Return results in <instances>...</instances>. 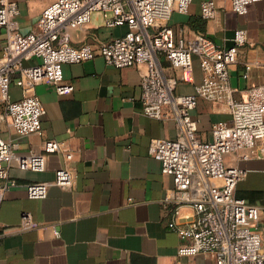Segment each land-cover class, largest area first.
<instances>
[{"label": "crops", "instance_id": "crops-1", "mask_svg": "<svg viewBox=\"0 0 264 264\" xmlns=\"http://www.w3.org/2000/svg\"><path fill=\"white\" fill-rule=\"evenodd\" d=\"M14 1L20 8L19 30L27 33L38 28L43 10L56 0ZM202 2L193 0L187 12L173 11L168 24L178 36L204 33L222 46H231L235 31L245 28L248 43L230 67V83L239 89L236 97H245L250 86L264 82V0L251 3L244 14L236 12L229 0H215L217 13L212 18L201 15ZM127 30L126 24L108 26L103 14L95 11L87 25L71 31V42L97 44ZM5 37L2 28L0 55ZM161 62L177 78V93L193 92L203 79L197 55L191 70L172 66L163 55ZM146 68V64L116 67L99 54L64 63V76L74 85L72 92L59 94L47 83L35 86L46 108L41 134L18 133L3 117L7 100L0 93V131L5 140L27 151L57 139L62 149L73 154L68 159L64 151L49 153L42 171L10 167L9 176L17 180V186L9 188L0 202V264H217L206 253L178 255L181 239L169 225L172 206L164 201L174 180L149 152L153 138H175L177 124L172 118L144 113L141 93ZM9 95L10 100L22 98V87L12 81ZM192 115L202 140L212 138L216 121L232 118L225 102L203 98ZM226 159L249 168L236 195L261 207L264 225V158L239 160L229 154ZM60 167L73 172V187L51 184L45 198L28 196V183L52 181ZM181 210L186 213L193 208L185 205ZM24 212H30L36 227H20Z\"/></svg>", "mask_w": 264, "mask_h": 264}, {"label": "built area", "instance_id": "built-area-1", "mask_svg": "<svg viewBox=\"0 0 264 264\" xmlns=\"http://www.w3.org/2000/svg\"><path fill=\"white\" fill-rule=\"evenodd\" d=\"M193 0H56L42 12L38 28L27 33L19 30L16 16L19 5L14 0H0V30L6 31L0 55V93L7 100L4 118L22 135L41 134L46 108L35 92L38 83L55 87L59 94L74 89L63 71L64 63L90 60L102 55L116 67L146 64L142 74L141 101L146 115L172 118L177 124L175 138L156 137L149 152L170 174L174 186L166 190L164 201L173 209L169 222L181 243L178 255L206 253L217 264H264V225L261 207L236 195L237 185L249 168L227 162V155L239 160L264 158V82L253 84L245 97L238 98V87L230 83V67L238 62L240 50L248 43V31L238 28L233 44L222 46L204 33L181 37L168 24L173 11L187 12ZM239 14L260 0H229ZM100 11L108 26L126 24L125 34L97 44L75 46L71 31L87 25L93 12ZM217 13L215 0H203L201 15L212 18ZM165 56L174 67L191 70L197 55L203 79L191 93H177L178 80L168 74L161 62ZM36 59V62L27 61ZM12 81L23 89V96L9 99ZM225 102L231 120H219L212 126V138L198 136V122L192 115L200 99ZM62 149L57 139L45 140L42 148L20 151L5 140L0 131V202L5 192L17 186L9 169L42 171L47 156ZM51 184L62 188L74 185V174L60 167L52 181H35L26 185L30 198L48 195ZM189 205L191 212H182ZM38 223L24 212L20 227Z\"/></svg>", "mask_w": 264, "mask_h": 264}]
</instances>
